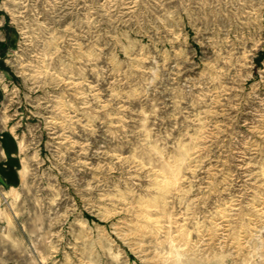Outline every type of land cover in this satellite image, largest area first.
I'll return each instance as SVG.
<instances>
[{
	"label": "rangeland",
	"instance_id": "1",
	"mask_svg": "<svg viewBox=\"0 0 264 264\" xmlns=\"http://www.w3.org/2000/svg\"><path fill=\"white\" fill-rule=\"evenodd\" d=\"M0 12V264H264V0Z\"/></svg>",
	"mask_w": 264,
	"mask_h": 264
},
{
	"label": "crops",
	"instance_id": "2",
	"mask_svg": "<svg viewBox=\"0 0 264 264\" xmlns=\"http://www.w3.org/2000/svg\"><path fill=\"white\" fill-rule=\"evenodd\" d=\"M13 41L14 30L0 12V65ZM1 89L0 84V98ZM21 179V142L10 127L0 123V190L15 188Z\"/></svg>",
	"mask_w": 264,
	"mask_h": 264
},
{
	"label": "built area",
	"instance_id": "3",
	"mask_svg": "<svg viewBox=\"0 0 264 264\" xmlns=\"http://www.w3.org/2000/svg\"><path fill=\"white\" fill-rule=\"evenodd\" d=\"M0 189H1V185H0Z\"/></svg>",
	"mask_w": 264,
	"mask_h": 264
}]
</instances>
